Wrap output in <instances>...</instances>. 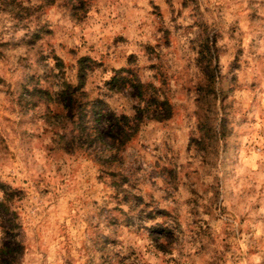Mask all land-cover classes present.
<instances>
[{
  "label": "rangeland",
  "instance_id": "374dc122",
  "mask_svg": "<svg viewBox=\"0 0 264 264\" xmlns=\"http://www.w3.org/2000/svg\"><path fill=\"white\" fill-rule=\"evenodd\" d=\"M119 70L170 115L71 140L64 85L130 108ZM1 199L15 264H264V0H0Z\"/></svg>",
  "mask_w": 264,
  "mask_h": 264
},
{
  "label": "trees",
  "instance_id": "16d2710c",
  "mask_svg": "<svg viewBox=\"0 0 264 264\" xmlns=\"http://www.w3.org/2000/svg\"><path fill=\"white\" fill-rule=\"evenodd\" d=\"M105 83L111 91L121 87L127 89L129 99L135 101L134 104L130 108L114 111L103 98H87L80 91V86L65 84L61 96L69 127L67 133L71 140L80 138L85 142L98 143L103 137L110 140L111 147L108 151L111 152L127 142L143 121L165 119L171 113L167 98L150 83L125 80L121 70L110 76ZM2 195H7L6 190H3ZM0 207L3 209L0 224V264H15L21 246L17 240L18 225L14 212H9L4 199L0 200Z\"/></svg>",
  "mask_w": 264,
  "mask_h": 264
}]
</instances>
